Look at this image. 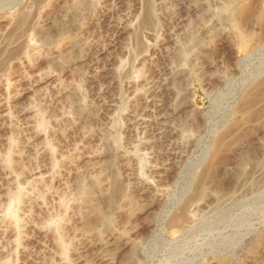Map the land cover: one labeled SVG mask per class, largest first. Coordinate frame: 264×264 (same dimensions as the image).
<instances>
[{
	"label": "rangeland",
	"instance_id": "1",
	"mask_svg": "<svg viewBox=\"0 0 264 264\" xmlns=\"http://www.w3.org/2000/svg\"><path fill=\"white\" fill-rule=\"evenodd\" d=\"M0 264H264V0H0Z\"/></svg>",
	"mask_w": 264,
	"mask_h": 264
}]
</instances>
